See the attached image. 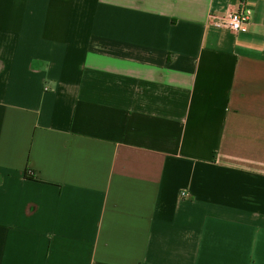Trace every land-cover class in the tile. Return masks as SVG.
Instances as JSON below:
<instances>
[{"label": "crops", "instance_id": "obj_1", "mask_svg": "<svg viewBox=\"0 0 264 264\" xmlns=\"http://www.w3.org/2000/svg\"><path fill=\"white\" fill-rule=\"evenodd\" d=\"M0 264H264V0H0Z\"/></svg>", "mask_w": 264, "mask_h": 264}, {"label": "built area", "instance_id": "obj_2", "mask_svg": "<svg viewBox=\"0 0 264 264\" xmlns=\"http://www.w3.org/2000/svg\"><path fill=\"white\" fill-rule=\"evenodd\" d=\"M251 18V11L248 9H241L237 12H230L222 17L211 16V25L227 29L232 33H245L248 30L249 21Z\"/></svg>", "mask_w": 264, "mask_h": 264}, {"label": "trees", "instance_id": "obj_3", "mask_svg": "<svg viewBox=\"0 0 264 264\" xmlns=\"http://www.w3.org/2000/svg\"><path fill=\"white\" fill-rule=\"evenodd\" d=\"M23 176L25 179H28V180L41 181V179L38 177V174L28 167L25 168Z\"/></svg>", "mask_w": 264, "mask_h": 264}]
</instances>
